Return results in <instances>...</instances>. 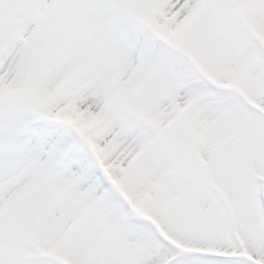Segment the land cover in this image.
<instances>
[{
	"label": "snow or ice",
	"instance_id": "1",
	"mask_svg": "<svg viewBox=\"0 0 264 264\" xmlns=\"http://www.w3.org/2000/svg\"><path fill=\"white\" fill-rule=\"evenodd\" d=\"M0 264H264V0H0Z\"/></svg>",
	"mask_w": 264,
	"mask_h": 264
}]
</instances>
